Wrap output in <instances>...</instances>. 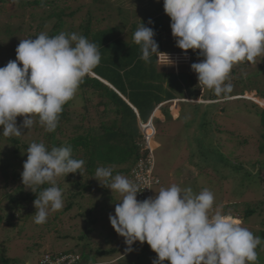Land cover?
I'll return each instance as SVG.
<instances>
[{
  "label": "clouds",
  "instance_id": "clouds-1",
  "mask_svg": "<svg viewBox=\"0 0 264 264\" xmlns=\"http://www.w3.org/2000/svg\"><path fill=\"white\" fill-rule=\"evenodd\" d=\"M163 8L170 17L176 46L185 55L188 50H199L198 55L203 57L191 64L198 85L215 95L233 91L232 83L226 81L234 66L257 64V57L264 58V0H163ZM148 24L153 21L149 19ZM155 35L144 23L134 32V43L140 46V58L145 63L160 53ZM35 37L21 39L16 59L0 67V134L5 137L21 136L22 128L33 126V116L39 117L47 132H54L64 106L75 98L85 77L101 61L97 46L82 35L60 32ZM166 56L169 65L173 64ZM17 117H24L19 127ZM150 124L154 128L152 120ZM155 137L156 132L150 143ZM144 149L148 150L146 141ZM26 152L23 185L34 193L37 187L51 185L43 188L33 202L34 222L40 225L47 222L50 211L64 207L55 178L70 173L82 175L85 161L73 158L71 146L49 150L44 143L33 142ZM94 178L104 180L102 186L123 197L109 220L125 238L127 251L139 241L156 253L153 264L165 260L169 264H257L261 238L235 221L241 219L219 212L210 216L215 200L212 191L203 189L195 194L191 187L173 184L140 201L137 185L121 174L113 176L111 167H98Z\"/></svg>",
  "mask_w": 264,
  "mask_h": 264
},
{
  "label": "trees",
  "instance_id": "trees-1",
  "mask_svg": "<svg viewBox=\"0 0 264 264\" xmlns=\"http://www.w3.org/2000/svg\"><path fill=\"white\" fill-rule=\"evenodd\" d=\"M75 1L78 2V0ZM93 1L102 2L106 5V8L113 5L108 0ZM118 1L122 2L123 0ZM140 1L145 5L146 0ZM146 4L148 9H135L128 14L127 11L119 10L122 15L120 19L121 26L95 29L91 18L79 20L77 16L80 10H73L70 5H66L65 2L59 0L57 2L49 0H0L1 13L31 6L36 7L35 9L41 8L44 10L45 15L42 17V24L37 26L36 33L33 32L25 36L23 27L19 26V31L16 33L22 35V39H35V36L39 35L41 29L50 21L54 24L52 29L46 33L49 36H55L71 25L76 26V22L79 21V28L76 32L72 28L71 33L87 38L89 42L97 46L101 54L99 65L90 76L85 77L75 98L64 106L56 130L47 132L45 127L39 123L38 116H36L38 121L35 126L36 131L39 128L43 136V141L38 140L37 143H44L49 150L52 147L71 146L73 158L85 161L82 175L80 173H70L66 177L61 176L56 181V186L62 191L64 204H69L67 207L65 206V211L74 208L79 211V217L71 218L70 222L83 219L86 232L90 234L99 221L100 203L97 196L94 198V205L83 212L81 206L88 199L93 198L94 186L89 179L85 184H82L80 180L85 177H94L98 167H111L113 176L116 174L127 175L129 180L139 187L138 180L130 172L134 170L138 159L149 154V151L144 149L145 140L140 129V121L149 122L158 106L175 100L177 95L185 96L188 94L193 100L202 96L205 101H215L231 98L236 94L243 96L245 91H250L249 87H244L248 81L247 78L241 76L245 68L255 65L248 62L234 66L232 73L237 74V69H239L240 74L232 82L233 91L227 95H215L212 90L202 86L199 87L195 72H161L157 66L158 56L166 53L176 54L177 51L183 50L176 46V41L171 33L170 17L164 13L163 0H156V2L152 0ZM109 15L111 18V12ZM149 19L153 21V24H148ZM33 21H35V17ZM141 23L153 28L156 33L154 39L159 46L158 51L160 53L154 54L149 63H145L140 58L142 55L140 46L135 44L133 40L134 32ZM0 27L2 26L0 25ZM6 32L15 37L16 33L11 32L8 27ZM8 52H11L10 49H7L2 56ZM198 52L199 50L193 52V58L199 57L201 61L203 57H200ZM256 59L257 62H260L257 63L258 65L252 76L261 79V82L258 83L260 86L255 83L254 88L258 91L257 94L264 99V58L257 57ZM20 66L22 67V65ZM226 102L228 104L224 102L225 105L219 108V113L216 114L217 117H210L212 111L205 108V104L190 106V111L188 110L187 113L185 111L181 112L178 121L183 122L187 119L189 124H192L190 127L193 128L198 125L194 130L199 132L200 138L197 140L195 137L197 144L195 142L193 144L196 145L198 152L194 153L193 157L199 158L206 153L208 147H214L215 150L220 149L222 156L230 155V158H234L236 163H240L238 154L245 149V144L248 146L253 145L255 150L254 153H251L252 170H248L249 165L245 168L237 164V171L241 172L238 174L241 183L245 186L251 187L252 185H260V183L263 185L264 109L246 99L228 100ZM213 107L214 109L217 108L216 106ZM190 113L191 116H189ZM159 114L158 112L155 113L156 116ZM110 116L116 119L112 120V123H106L107 118H110ZM164 116L166 121H170L172 118L169 111H165ZM23 119V117H17L18 127L22 125ZM152 122L157 137V126L162 123L157 118H153ZM25 129L28 130V128ZM0 133H2V128H0ZM215 133L232 138L226 140L228 144H231L228 150L221 146L222 139H216ZM205 138L210 139V142L205 143ZM22 139V135L19 137H5L0 134V227L4 224L10 227L11 221L16 219V215L20 216L17 218L20 221L26 220L24 219L25 216L28 219L34 216L36 211L34 200L43 188L51 186L45 184L37 187L35 189L36 194L26 188V185H23L21 177L23 163L27 159V148L33 141L29 142ZM241 139H243V142L239 141ZM210 160L211 158L208 155L205 162ZM212 163L215 164V161L213 160ZM200 168L203 169L201 166ZM184 169L185 167L180 168L181 176L186 173ZM173 175H176V171ZM153 177L157 180V183L150 185L151 197H153L154 187L162 184L161 178L156 174V159ZM105 189L102 190V194L108 198L104 193L107 192ZM10 190H12L11 193ZM6 210L9 211L7 216ZM257 212L254 204L248 203L244 214L240 216L233 214V218L245 221ZM53 219V223L56 224L55 229L59 233L61 229H64L66 220L59 215L54 216ZM58 227L61 229H58ZM61 233H59V240L70 239V236L66 235L64 230L63 234ZM257 236L261 238L262 243L256 251H261L264 243V230H258ZM36 245H38L36 246V249H38L42 244L38 242ZM6 248L0 251V264L18 263L17 259L9 258L6 255L8 249ZM135 263L139 264L138 261H135Z\"/></svg>",
  "mask_w": 264,
  "mask_h": 264
},
{
  "label": "rangeland",
  "instance_id": "rangeland-1",
  "mask_svg": "<svg viewBox=\"0 0 264 264\" xmlns=\"http://www.w3.org/2000/svg\"><path fill=\"white\" fill-rule=\"evenodd\" d=\"M49 1L57 2L58 0ZM59 1L65 2L66 5H70L73 10H80L79 15L77 16L79 20L83 18H91L93 28L105 29L107 27L121 26L120 19L122 15L119 13V10L127 11L126 13L128 14L135 9H148V5L146 3L152 0H146L145 5L142 4L140 0H123L122 2H119L118 0H108L113 4L109 8H106V5L102 4V2H94L93 0H78V2L75 0ZM153 1L156 2V0ZM35 8L36 7L31 6L24 9H16L8 13L0 12V25L2 26L0 27V67L5 66L8 61L16 59V51L13 50H16L20 40L22 39V35L16 33L19 31V26L23 27L25 36H27L33 32L36 33L37 26L42 24V17L45 15L44 10L41 8ZM110 12L111 18L109 17ZM34 17L35 21H33ZM79 23L80 22L77 21L76 26L71 25L67 29H64L63 32L67 31L68 33H71L72 28L75 29L76 32L80 26L78 25ZM53 24L54 22L52 21H50V23H46L43 29H41L40 34L48 33L52 29ZM7 27L11 32L13 31L16 33L14 35L15 37L10 36L6 32ZM7 49H10L11 52L2 56ZM166 54L174 62L173 64L169 65L170 62ZM166 54L158 56L157 66L161 72L188 73L192 71V63L200 62L199 57L193 58L192 50H188L186 55L184 51H177L176 54ZM259 62L260 61L257 63ZM257 65L258 64L248 66L241 74V76L247 78L248 80L244 87L250 88V91H245L243 96L236 94L234 97L227 99L205 101L202 96L196 97L193 100L190 96H188V94H184L185 96L177 95L175 100L165 102L158 106L156 112L160 114L156 116L155 112L152 119L153 117L157 118L162 124L157 126L158 136L155 138V142L150 143L151 148L157 147L154 151L156 158V174L159 175L162 180V184L160 186L154 187L153 196H155L156 192H159L161 188H167L173 184H176L181 188L191 187L193 193L195 194H198L203 189H208L214 193L215 197L213 208L209 213L210 216L217 212L224 215H230L231 217H233V214H235V216H240L244 214L248 203L252 205L254 204V207L258 211L257 213L251 215L245 221H235L242 227L252 231L255 236H257L258 230H264V211H261L264 210V202L262 201L264 199V184L261 185L260 183L261 188L260 185L247 187L245 184L241 183V178L238 174L241 172L237 171V164L242 165L245 168L249 165L250 168H248V170H252L251 153H254L255 147H253V145L248 146L245 144V149L238 154L240 163H236L234 158H230V155H226L225 157L222 156L220 149L218 148L215 150L214 147H208L206 153L199 158L193 157L194 153L196 154L198 152L196 145H193L194 142L197 144L194 138L196 137L197 140L200 138V134H198L199 132L194 130L195 127H198V125L193 128L190 127L192 124L190 125L187 119L183 122L178 121L179 119L177 114L180 111H185L187 113L190 106L205 104V108L212 111L210 117H217L216 114L219 113V108L225 105L224 102L227 103L226 101L228 100L237 99L251 100L264 109V99L257 94L258 91L254 88L256 86L255 83L260 86L258 83L261 82V79L254 78L252 76ZM237 70V74H233L231 72L232 74H230L229 82L232 83L239 77L240 70ZM213 106H216L217 108L214 109ZM165 111H169L172 114L170 121L165 120ZM189 116H191V113ZM32 118L34 120L33 126L28 130L22 128V140L29 142H37L38 140L43 141V136L39 131V128H37L39 132L35 129L38 121L37 117L33 116ZM115 119V117L110 116V118H107L106 123H112V120ZM152 119H150L147 123H140L141 131H145L147 129L146 126L150 124ZM25 130H27V132H25ZM154 130L156 132L155 127ZM151 134L153 133L147 132L148 136ZM215 138L222 139L221 146L225 150H228L231 146V144H228L226 141L228 139H232L230 136H221L218 133H215ZM243 139L245 138L243 137ZM243 139L239 141L243 142ZM204 142L209 143L210 139L205 138ZM208 155L211 160L205 162ZM213 160L215 161V164L212 163ZM200 166L203 169H201ZM183 167H185L184 170L186 173L181 176L180 168ZM175 171L176 175L174 176L173 174H175ZM123 176L129 179V176ZM59 177L55 178L56 181L60 179ZM88 179L90 182H93L91 183L94 186L93 198L88 199L81 206L83 212L94 205V198L97 196L100 203L98 210L99 221L96 226H94L91 234L86 232L85 226L83 225V219H78V221L73 220L70 222L71 218L79 217V211L77 208L65 211V206L67 207L69 205L65 203L62 210H59L57 213L50 211L47 222L44 224L37 225L34 222V216L29 219L25 216L24 219L26 220L20 221L17 219L20 216L16 215V219L11 221L10 227H7L5 224L2 225L0 227V251L7 247L8 249L6 248V255L9 258L17 259L18 263L16 264H39L40 259L46 252L54 254L79 253L83 254L88 262L94 264H136L135 261H138L139 264H153V261L157 258L156 253L151 250L150 246L146 242L143 244L135 242L131 246L133 250L127 251L128 245L125 243V238L120 236L110 223L109 214H115V205L123 198L122 195L117 191H111V189L102 186L101 184H105V181L100 180L99 182L93 176L90 178L85 177L80 181H82V184H85ZM110 182L111 181H108V183ZM26 188H28V186H26ZM103 189L107 191L104 193L108 196V198L102 194ZM11 191L12 190H10V193ZM8 212V210L5 211L6 216ZM56 214L66 220L64 223L66 225L63 230L66 235L70 236V239L59 240V233L62 232L61 234H63V230L58 227V229H61L58 233L55 229L56 224L53 223V217L57 216ZM38 242L42 245L40 248L36 249V246H38L36 244ZM262 248L263 249L261 251H257V264H264V243L262 244ZM163 264H169V261L165 260Z\"/></svg>",
  "mask_w": 264,
  "mask_h": 264
},
{
  "label": "built area",
  "instance_id": "built-area-1",
  "mask_svg": "<svg viewBox=\"0 0 264 264\" xmlns=\"http://www.w3.org/2000/svg\"><path fill=\"white\" fill-rule=\"evenodd\" d=\"M146 130L142 131L146 141V149H148L149 154L147 156L141 157L134 170H132L131 175L135 176L139 183V189L141 190L137 194V199L143 201L146 198L151 197L150 195V185L157 183V180L153 177V171L155 168V157L153 155V150L150 146V140L155 135V130L152 128L151 124L146 126ZM146 132V133H145ZM147 132H152L150 136ZM150 137V138H149ZM39 264H94L86 260L83 254L79 253H44L43 257L40 259Z\"/></svg>",
  "mask_w": 264,
  "mask_h": 264
},
{
  "label": "crops",
  "instance_id": "crops-1",
  "mask_svg": "<svg viewBox=\"0 0 264 264\" xmlns=\"http://www.w3.org/2000/svg\"><path fill=\"white\" fill-rule=\"evenodd\" d=\"M180 113V114H179ZM178 114H177V117L179 118L180 117V115H181V111L179 112ZM171 114V113H170ZM172 115V114H171ZM157 148V147H156ZM156 148H154L153 147V149L155 150ZM262 201H264V199L262 200ZM255 203V202H254ZM125 254V253H124ZM112 262H114V261H112Z\"/></svg>",
  "mask_w": 264,
  "mask_h": 264
}]
</instances>
